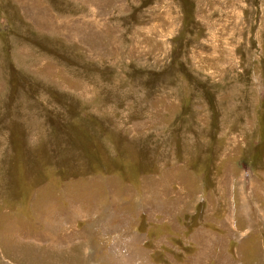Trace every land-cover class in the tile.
<instances>
[{
    "label": "rangeland",
    "instance_id": "1",
    "mask_svg": "<svg viewBox=\"0 0 264 264\" xmlns=\"http://www.w3.org/2000/svg\"><path fill=\"white\" fill-rule=\"evenodd\" d=\"M0 264H264V0H0Z\"/></svg>",
    "mask_w": 264,
    "mask_h": 264
}]
</instances>
